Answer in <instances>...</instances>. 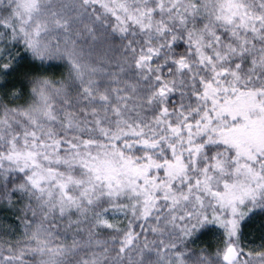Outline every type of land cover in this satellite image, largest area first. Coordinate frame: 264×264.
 <instances>
[{"label":"snow or ice","instance_id":"obj_1","mask_svg":"<svg viewBox=\"0 0 264 264\" xmlns=\"http://www.w3.org/2000/svg\"><path fill=\"white\" fill-rule=\"evenodd\" d=\"M0 264H264V0H0Z\"/></svg>","mask_w":264,"mask_h":264}]
</instances>
